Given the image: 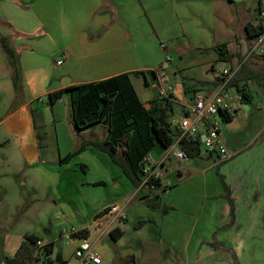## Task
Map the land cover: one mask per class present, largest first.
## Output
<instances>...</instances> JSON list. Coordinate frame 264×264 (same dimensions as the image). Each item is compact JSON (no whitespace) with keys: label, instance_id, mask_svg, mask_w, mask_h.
<instances>
[{"label":"crops","instance_id":"0c3cea01","mask_svg":"<svg viewBox=\"0 0 264 264\" xmlns=\"http://www.w3.org/2000/svg\"><path fill=\"white\" fill-rule=\"evenodd\" d=\"M225 14L222 0H0V32L9 37L20 69L16 89L14 63L0 47V154L5 156L0 158V178H21L26 165L29 171L23 178L32 175L29 183L34 193L38 192L34 176L42 181L54 208L41 211L37 224L47 223L58 233L91 228L94 238L105 223L108 207L118 204L125 207L127 219L97 241L100 264H233L234 257L240 264H264V55L248 59L240 85L249 87V99L222 125L228 159L197 155L178 160L149 133L152 140L145 156L162 162V179L171 183L156 192L154 205L148 204L145 192L137 193L108 154L92 144L60 162L82 143L105 140L109 127L100 122L76 128L70 91L53 106L48 103L51 92L123 75L138 102L148 109L161 92L157 73L152 71L169 56L173 112L179 118L194 94L213 93L219 81L215 68L235 65L248 50L251 40L245 26L256 24L245 18L238 35L235 20L227 23ZM102 26L106 27L103 33ZM223 44L235 54L232 59L219 56L217 47ZM140 77L144 79L141 91L136 83ZM121 101L109 118L127 139L119 153L135 149L147 125L137 110L129 114L128 100ZM96 118L90 115L86 123ZM38 131L44 134L41 144ZM138 157L135 153L131 158ZM19 193L17 197L26 200ZM138 196L154 211L136 215L138 224L145 221L136 232L148 230L139 237L138 254L125 249L121 253L125 224L133 217L128 211L134 213ZM0 205L10 213L4 225V258L13 259L12 264H30L35 249L29 236L50 243L54 251L50 229L37 226L35 233L13 232L19 222L30 220L25 201ZM71 241L79 243L77 238Z\"/></svg>","mask_w":264,"mask_h":264},{"label":"built area","instance_id":"2783aa9c","mask_svg":"<svg viewBox=\"0 0 264 264\" xmlns=\"http://www.w3.org/2000/svg\"><path fill=\"white\" fill-rule=\"evenodd\" d=\"M256 24V23H255ZM261 33L251 40L248 50V57L255 54L264 55V8L259 9L257 24ZM165 48V45L162 44ZM64 57L57 61L60 65L64 62ZM171 58L166 57L165 61L156 69L161 88L159 99L169 107V122L173 129L177 131L174 143L168 147L169 155L178 160H186L188 155L181 147V141L187 137L199 146V155L219 157L220 160L229 158V153L225 147L222 138V125L228 119L232 118L244 102V94L236 85H231L232 79L239 72L242 64H235L227 68L217 67L215 72L219 78L218 84L213 93L209 96L194 94L191 99L184 103L186 112L179 118L174 117L173 98L174 90L169 84L170 77L167 73V65ZM39 102L44 99L39 98ZM171 104V105H170ZM162 162L154 160L150 155H146L141 161L140 184L137 187V193L145 192L148 199L156 197V192L161 189L165 191L171 183L163 181L160 166ZM107 218L104 225L94 238H92L93 229L86 228L77 231L74 228L62 229L59 236L62 241H70L77 238L79 243L75 249V257L78 264H100L101 257L96 250V243L100 237L111 231L117 223L127 219L125 207L114 204L108 207ZM102 218V217H100ZM95 219L94 222H96ZM46 245L40 239L35 243L38 249V257L41 260L49 258Z\"/></svg>","mask_w":264,"mask_h":264},{"label":"trees","instance_id":"16d2710c","mask_svg":"<svg viewBox=\"0 0 264 264\" xmlns=\"http://www.w3.org/2000/svg\"><path fill=\"white\" fill-rule=\"evenodd\" d=\"M247 39L250 41L256 38L260 33L261 29L258 25H253L251 23H247L245 26ZM251 42V41H250ZM250 44V43H249ZM0 47L6 54V56L12 60L15 67V74H14V86L18 89V81L20 78V69L18 64V59L14 48L11 45L10 39L8 36L3 35L0 32ZM219 56L223 60H230L232 59L235 54L229 51L226 44H223L217 47ZM249 50V45H248ZM248 50L245 52V55H242V58L237 60V64H242L239 72L237 75L232 79L231 85H236L238 89L243 92L244 94V101H247L250 96V89L247 85L242 84L240 82L243 80L244 69L246 67V63L249 59ZM154 74H156L155 71ZM264 88V83H263ZM65 91H70L72 93V104H73V123L74 126L78 129L87 128L92 126L95 123L106 122L107 126L109 127V133L105 140L103 141H91L89 143H82V145L72 153H69L67 156L62 158L60 162L64 163L69 161L70 158L78 154L80 151L86 148L87 144H92L97 147L100 151L108 154L112 161L117 164L124 175L129 179V181L137 188L140 184V170H141V161L145 157V154L150 147V142L152 137L150 138V132H153V138L157 140L162 146L168 148L170 147L177 136V131L173 129L170 125L169 118V107L168 105L162 103L159 98H155L150 101V107L148 109H144L142 105L136 99V93L133 87L129 84H125L124 76H118L114 78H110L107 80L99 81L96 83H89V84H80L71 86L65 89H60L54 92L49 93L48 95V103L53 106L56 104L60 98L63 96ZM127 101L129 106L127 110L131 115L133 111L139 113L141 119L143 117L147 121V125L145 128L146 134L143 135L142 140L136 144L135 149L131 152L123 151V153H119L118 149L122 146L125 142L127 143V139L122 137V133L119 129H115L112 127V124L109 120L110 116L113 113L115 107L120 103V101ZM121 101V102H122ZM136 102L139 106L135 109L134 105ZM171 105V104H170ZM143 108V113L140 110ZM90 115H96L97 118L91 122L86 123V118ZM139 117V116H138ZM136 117V119L138 118ZM231 117L226 120H230ZM225 121V122H226ZM81 122H84V125L81 126ZM38 140L41 141L44 139V134L37 132ZM129 137V136H128ZM181 147L186 152L188 157H195L199 155V146L196 145L193 141L188 139L187 137L183 138L181 141ZM135 153L139 154V157L136 161L131 158ZM228 199L232 206V212L234 210L233 200L228 193ZM158 200V196L156 195L155 198L148 199V204L154 205L155 201ZM145 221H142L138 224L142 225ZM114 238H117L115 234ZM28 238L32 239V245L35 250L30 252V258L35 260L33 256L34 251H38L35 243L38 241L36 240L35 236H29ZM214 247H218L219 245L213 244ZM46 250L49 255V258L43 260L45 264H55V259L51 257L53 252L52 246L50 243L46 245ZM36 259H40L37 255ZM5 262L7 264H12V260L10 257H5ZM233 264H240L236 257H234Z\"/></svg>","mask_w":264,"mask_h":264},{"label":"rangeland","instance_id":"374dc122","mask_svg":"<svg viewBox=\"0 0 264 264\" xmlns=\"http://www.w3.org/2000/svg\"><path fill=\"white\" fill-rule=\"evenodd\" d=\"M223 4L226 5L227 8V14L226 15V22L228 23L229 20H235L236 26L234 28L237 29L238 35L242 33L239 29V24L241 21H243L245 18H249L253 23L257 24V19L259 16V9L262 7L264 8V0H235L234 2L230 3L228 0H222ZM234 22V21H233ZM243 33H245L243 31ZM253 57V56H252ZM251 59V57H250ZM255 61V60H254ZM253 63V60H252ZM253 68V66H251ZM257 67V66H255ZM153 79V76H151ZM138 88L141 91V85H144V79L140 77L139 80L136 81ZM153 92L156 93V89H152ZM256 102H254L255 104ZM5 156L0 154V158H3ZM29 171L28 167L24 165V172ZM22 174V177L17 176H2L0 178V203L4 204L6 202L12 203V205L19 204L21 201H25L26 206H30L29 217L30 220L28 222H19L12 230L15 233L24 235L28 232L35 233V228L37 226H40L42 228L50 229L49 225L47 223L37 224L38 222V215L41 211H45L49 208H54L53 200L51 198V193L48 191L47 188L44 187L42 181H40L36 176H34L33 179V185L38 188V192L34 193L31 189V185L29 183V180L32 179V175L30 173L27 174V176L24 177ZM24 180H27V183H24ZM31 190L32 192H29L28 190ZM19 192L24 193L26 195V200L22 197H17ZM135 203L138 204V207L134 209V213H131V211H128L129 218L131 219L126 222L125 228L126 229V236L124 240H122L119 244V252L122 253V250H128L130 253L138 254L140 250V246L138 245L139 237H143V234L146 233L148 230H144L141 233H137L138 227V221L136 215L138 214H153L154 209L149 208L146 206L145 203H142L139 196L135 200ZM0 205V262L4 261V246H3V239L4 235L6 233V229L4 227L5 225V218L10 215V213L7 212V209L2 208ZM139 208V211H138ZM51 232L48 234L49 238L55 241V247L54 251L51 254L52 258H56L58 255H61L63 260L66 261L65 264H78V261L76 259L75 255V249H76V243L73 241L69 242L66 240L65 242L62 241V238L59 236L58 230L56 227H53L50 229ZM115 247V246H114ZM38 255V251H34L33 256L35 257V260L33 259L30 264H45V262L41 259H36ZM32 259V258H31ZM105 263H108L107 261ZM121 264V263H120Z\"/></svg>","mask_w":264,"mask_h":264},{"label":"water","instance_id":"95a60500","mask_svg":"<svg viewBox=\"0 0 264 264\" xmlns=\"http://www.w3.org/2000/svg\"><path fill=\"white\" fill-rule=\"evenodd\" d=\"M228 1H229L230 3H232V2H234L235 0H228ZM104 30L106 31V27L102 26L100 32L103 33ZM55 262H56V264H63L60 255H58V256L55 258Z\"/></svg>","mask_w":264,"mask_h":264}]
</instances>
